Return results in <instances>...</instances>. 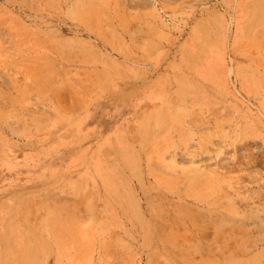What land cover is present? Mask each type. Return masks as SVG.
Returning <instances> with one entry per match:
<instances>
[{"label": "rangeland", "instance_id": "rangeland-1", "mask_svg": "<svg viewBox=\"0 0 264 264\" xmlns=\"http://www.w3.org/2000/svg\"><path fill=\"white\" fill-rule=\"evenodd\" d=\"M264 0H0V264H264Z\"/></svg>", "mask_w": 264, "mask_h": 264}, {"label": "bare ground", "instance_id": "bare-ground-1", "mask_svg": "<svg viewBox=\"0 0 264 264\" xmlns=\"http://www.w3.org/2000/svg\"><path fill=\"white\" fill-rule=\"evenodd\" d=\"M264 104V103H263Z\"/></svg>", "mask_w": 264, "mask_h": 264}]
</instances>
